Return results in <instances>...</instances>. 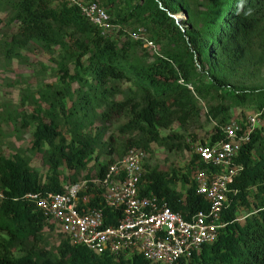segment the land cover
I'll return each instance as SVG.
<instances>
[{
  "label": "trees",
  "instance_id": "trees-1",
  "mask_svg": "<svg viewBox=\"0 0 264 264\" xmlns=\"http://www.w3.org/2000/svg\"><path fill=\"white\" fill-rule=\"evenodd\" d=\"M99 1L114 29L127 35L122 44L101 35L76 6L63 0L12 1L13 20L21 35L46 48L58 45L73 59L77 71L70 74L66 66H60L63 86L51 91L50 108L44 111L48 122L39 114L42 108L30 116L36 123L32 149L41 154L51 171L46 181L22 156L0 155V264H155L141 254L124 257L93 252L73 244L61 232L54 248L46 246L45 228L54 226L25 195L59 193L63 190L61 166L72 172L69 181L77 182V174L86 168L98 147L109 146L108 153L115 151L111 139L106 144L99 142L101 132L92 135L80 131L81 124L76 123L78 102L83 104L81 110L89 105L97 107L104 122L125 119L119 131L128 137L119 158L130 149L147 150L151 143L189 149L180 135L162 136L160 129L174 122L180 128L188 127L200 118L201 102L206 105L207 119L214 124L208 132L209 144L225 139L223 127L231 121L232 105L243 106L255 99L260 118L264 112V90L253 95L231 86L226 78L227 72L243 63V42L264 20V0H213L198 25L190 13V0ZM178 14L183 16L173 17ZM129 25L135 29L131 33L126 32ZM131 34H142L153 47L158 44L159 50L151 55L137 52L142 43ZM260 61L264 64V39ZM73 83L76 88H72ZM118 96L122 98L116 99ZM65 98L73 101L72 108L66 110ZM59 114L74 127L69 138L59 129ZM86 114L79 119H86ZM94 160L97 162L98 155ZM112 162L97 163L96 171L85 179L102 176ZM234 163L239 170L227 184V202L220 217L223 226L217 237L187 261L176 264H264V119L240 145ZM204 168L213 166L199 159L195 151L185 172L176 168L170 172L144 170L143 165L138 193L167 201L172 211L189 219L207 208L192 180L193 172ZM177 183L183 190L175 189ZM87 188V193L96 194L90 204L100 206L98 187L88 181ZM104 212L106 224L116 222L120 214L119 209Z\"/></svg>",
  "mask_w": 264,
  "mask_h": 264
},
{
  "label": "built area",
  "instance_id": "built-area-1",
  "mask_svg": "<svg viewBox=\"0 0 264 264\" xmlns=\"http://www.w3.org/2000/svg\"><path fill=\"white\" fill-rule=\"evenodd\" d=\"M63 1L76 6L101 35L109 36L116 27L96 0ZM130 36L144 47L154 48L142 34ZM260 123L259 113L247 116L244 122L231 120L223 127L224 140L195 147L199 159L210 162L213 169H197L192 174L196 192L203 196L207 208L189 219L172 211L163 199L139 195L144 154L134 149L112 162L102 176L68 181L59 193L30 192L25 198L33 201L48 222L57 226L73 244L93 252L124 257L141 254L155 264L187 261L203 245L213 242L223 226L220 217L227 202V184L239 170L234 156ZM88 181L99 189L100 206L90 204L96 194L87 193ZM104 209H119L116 222L106 224Z\"/></svg>",
  "mask_w": 264,
  "mask_h": 264
},
{
  "label": "rangeland",
  "instance_id": "rangeland-1",
  "mask_svg": "<svg viewBox=\"0 0 264 264\" xmlns=\"http://www.w3.org/2000/svg\"><path fill=\"white\" fill-rule=\"evenodd\" d=\"M12 1L15 0H0V155L10 157L17 154L22 156L29 162V166L41 175L42 180L46 181L51 171L41 158V154L32 149L36 123L30 116L38 114L36 110L42 108L43 112L39 114L48 122V118L44 116V111L50 108L51 91L57 86H63L60 80V66H66L70 74H75L77 69L74 68L73 59L58 45L46 48L33 39L21 35L22 31L18 29L19 24L13 20ZM212 1L190 0V13L196 25L207 16ZM98 2L101 5L99 0ZM181 16L183 15L178 14L175 18ZM134 30L132 25L126 28V32L129 33ZM144 34L148 36L145 31ZM109 37L118 44L127 40V35H122L117 29L111 30ZM263 39L264 20L252 30L251 35L243 42L245 47L243 63L226 73L227 82L231 86L250 91L253 95L258 90H264V64L260 61ZM154 44V48L141 45L137 48V52L151 55L159 50V45ZM127 86L128 84H125L124 88ZM76 87V83H73L72 88ZM121 98L122 96L116 97V99ZM72 100L64 99L66 110L73 107ZM254 100L243 106L232 105L229 110L230 120H240L258 112ZM81 103L78 102L76 106V114H79L76 123L81 124L78 126L80 131L89 132L92 135L101 132L97 138L99 142L106 144L111 139L114 141L112 148L115 150L108 153L110 151L109 146L98 147L92 154V159L86 168L77 174V179L84 180L86 175L96 171L97 163L116 161L120 157L119 152L128 136L119 131V127L125 122L123 117L104 122L98 114L99 109L97 107L89 105L81 110L79 109V106L83 105ZM200 105L202 110L200 118L191 122L188 127L180 128L178 123L174 122L169 128L160 129L162 136L180 135L181 141L189 149L175 150L170 149L169 146L151 143L147 150L140 149L144 154L142 157L144 170L157 169L170 172L176 168L181 169L182 172L186 171V166L189 165L195 147L200 143H208V132L214 125L206 117V105L203 102ZM85 111L87 112L86 119L80 120L81 114ZM59 119V129L69 138V131L73 130L74 127L64 122L62 114H59ZM260 119L263 122L264 112ZM24 123L27 124L24 125ZM96 155H98L97 162L94 160ZM71 175L72 172L64 166L59 168L62 184L68 182ZM175 189L181 191L183 186L177 183ZM53 226L51 230L45 228L47 248H54L61 238L58 227ZM14 250L16 255L20 254L19 249L15 248Z\"/></svg>",
  "mask_w": 264,
  "mask_h": 264
},
{
  "label": "water",
  "instance_id": "water-1",
  "mask_svg": "<svg viewBox=\"0 0 264 264\" xmlns=\"http://www.w3.org/2000/svg\"><path fill=\"white\" fill-rule=\"evenodd\" d=\"M176 19H178V18H176Z\"/></svg>",
  "mask_w": 264,
  "mask_h": 264
}]
</instances>
